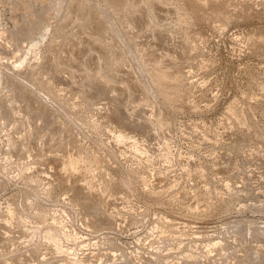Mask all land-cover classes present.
Instances as JSON below:
<instances>
[{"label":"rangeland","instance_id":"374dc122","mask_svg":"<svg viewBox=\"0 0 264 264\" xmlns=\"http://www.w3.org/2000/svg\"><path fill=\"white\" fill-rule=\"evenodd\" d=\"M62 2L0 0V264H264V0Z\"/></svg>","mask_w":264,"mask_h":264},{"label":"bare ground","instance_id":"6f19581e","mask_svg":"<svg viewBox=\"0 0 264 264\" xmlns=\"http://www.w3.org/2000/svg\"><path fill=\"white\" fill-rule=\"evenodd\" d=\"M55 1V10L54 11H59L62 7H63V3L64 2H62V0H54ZM51 2V1H50ZM17 3V2H16ZM14 4V3H13ZM24 5H25V3H24ZM27 5V4H26ZM13 7H15V6H13ZM20 7V6H19ZM21 8H23V7H21ZM28 8V7H27ZM13 9V8H12ZM17 9V8H16ZM26 10V9H25ZM28 11V10H27ZM30 15L32 16L33 15V11L30 13ZM20 31V30H19ZM1 36H2V33H0V38H1ZM25 58V56L24 57H20V58H18V59H16V61L14 62V64L16 65V66H21L22 65V63H23V59ZM73 167V164H72V162H66V163H64V168H65V170H69V169H71ZM162 173V172H161ZM112 261V260H111ZM114 262V261H113ZM113 264V263H112Z\"/></svg>","mask_w":264,"mask_h":264}]
</instances>
